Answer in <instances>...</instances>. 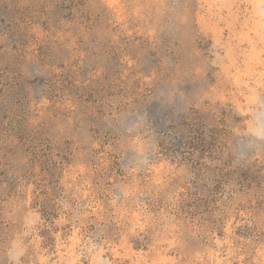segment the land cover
Wrapping results in <instances>:
<instances>
[{
    "label": "rangeland",
    "instance_id": "obj_1",
    "mask_svg": "<svg viewBox=\"0 0 264 264\" xmlns=\"http://www.w3.org/2000/svg\"><path fill=\"white\" fill-rule=\"evenodd\" d=\"M0 264H264V0H0Z\"/></svg>",
    "mask_w": 264,
    "mask_h": 264
}]
</instances>
